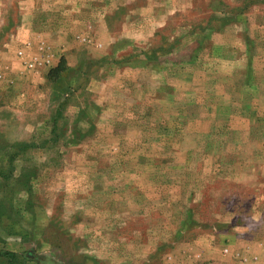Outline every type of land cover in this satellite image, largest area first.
I'll use <instances>...</instances> for the list:
<instances>
[{"label":"rangeland","instance_id":"374dc122","mask_svg":"<svg viewBox=\"0 0 264 264\" xmlns=\"http://www.w3.org/2000/svg\"><path fill=\"white\" fill-rule=\"evenodd\" d=\"M0 264H264V0H0Z\"/></svg>","mask_w":264,"mask_h":264}]
</instances>
